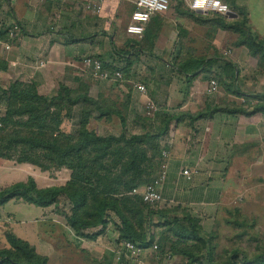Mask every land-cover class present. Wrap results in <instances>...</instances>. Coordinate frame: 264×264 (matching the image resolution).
Listing matches in <instances>:
<instances>
[{"label": "crops", "instance_id": "crops-1", "mask_svg": "<svg viewBox=\"0 0 264 264\" xmlns=\"http://www.w3.org/2000/svg\"><path fill=\"white\" fill-rule=\"evenodd\" d=\"M136 1L106 0L102 11L96 13L88 6V0H0V87L6 89L10 82L22 81L20 77L29 75L44 93L49 85L56 83L59 77H66L67 73L79 79L89 68L84 64L83 57L94 55L108 66L112 65L110 62L126 66L128 60L132 61L133 71L137 77L144 79L140 83L147 87L146 94L139 93L138 105L144 109L148 101L153 102L162 109L161 114H196L203 111L207 104L229 103L246 107L245 98L237 94V90L241 89V93L249 95L264 93V70L256 69L255 64L252 69L245 62L252 57L248 47L240 44L241 40L236 38L238 42L233 43V51L226 50L232 37L228 32H234L240 38V33L232 26L243 20L242 12L247 21L255 23L254 30L261 35L259 31H264V0H235L236 8L231 9L236 15L232 18L230 15L225 17L194 11L185 2L180 5L179 0H175L167 12L152 16L140 37L130 35L126 30L136 9ZM232 1L225 2L230 5ZM16 25L18 29L11 36L9 31ZM137 41H143L145 48L139 54L137 44H134ZM201 44L210 46L218 54L208 57L211 61L207 66L211 72H215L221 84L216 97L207 91L208 75L196 63L205 58L201 55ZM180 66L186 70H181ZM114 69L120 70L113 66ZM248 71L257 77V81L251 86L245 85L244 90L237 83L240 77L248 76ZM224 74L229 78L225 86L221 83ZM167 75L173 79L169 78L171 80L164 84L163 79ZM159 80L162 83H158ZM251 102L256 103L257 100ZM174 131L176 139L170 145L169 175L161 188L162 197L167 204L189 208L203 226H214L219 206L230 202L225 200L226 196L242 194L241 190L246 189L243 183V187L238 183L229 187L226 174L233 164L239 159L258 155L257 161L251 165L259 166L257 170L264 168V112L251 116L217 112L194 122L185 115ZM184 169L198 173L188 180L182 173ZM10 185L12 183L7 182L2 188ZM247 194L243 205L248 208L259 205L261 210L254 216L251 211L255 210L250 208L249 217L243 214V219L248 222L260 220L264 226V206H261L264 199L255 196L254 190H248ZM13 201V207L7 208ZM52 207L54 205L38 207L16 199L1 206L0 248L8 246L5 233L11 230L25 241L47 245L49 250L56 246L80 256L87 253L88 238L77 235L68 225L66 217L52 211ZM210 220V223L206 222ZM228 222L232 224L233 221ZM40 229L42 233L44 230L52 233L48 234L47 242L38 239ZM255 233L258 239L251 240L250 251L249 247L240 249L244 256H248V264H264V242L260 239H264V228L261 231L257 229ZM70 235L81 240L79 243L82 245L71 241ZM33 243L30 244L35 247ZM234 247L236 245L231 249L233 253L242 252H235ZM38 250L39 247L36 248L39 253ZM142 257L149 264L187 261L181 255L168 251L160 254L151 248H147Z\"/></svg>", "mask_w": 264, "mask_h": 264}, {"label": "trees", "instance_id": "trees-1", "mask_svg": "<svg viewBox=\"0 0 264 264\" xmlns=\"http://www.w3.org/2000/svg\"><path fill=\"white\" fill-rule=\"evenodd\" d=\"M183 3L182 0H179L180 5ZM230 6L233 9L236 8L235 0L232 1ZM241 15L244 16V18L241 17L243 20L232 26L240 33V44L246 45L252 56L260 58L261 62H264V41L247 28L245 13L242 12ZM134 44H137L136 51L138 54L145 49L143 41H137ZM209 60L211 61V59L203 58L196 63L201 67L206 64L205 67L209 69L207 67L210 64ZM132 63L128 60L126 68H130ZM103 65L105 68L113 70V67L105 63ZM179 68L186 70L182 66ZM120 71L124 74L122 70ZM213 78L218 80L217 77ZM77 81L82 82L81 78ZM85 87L83 92H78L65 85L61 86L53 95L42 93L36 81L24 83L21 80H15L10 82L6 89L0 87V98L7 101L6 116L3 119L5 126L0 129L2 133H5L0 136V143H5V149H20L19 163H28L43 169L48 168L49 163L67 166L71 170L70 179L63 186L40 188L35 179L29 177L27 181H20L0 189V207L16 199L46 208L57 205L59 198L65 196L71 203V214L66 215V220L77 235L97 239L103 231L89 234L85 233L86 230L101 225L106 226L109 213L113 212L119 217V223H116L119 230L118 243L123 240L139 241L141 243L138 244L145 248L152 247L155 244L154 238L156 237L155 230H148L147 233L151 234V238H148V240L147 233L142 232L145 225L144 210L149 204L143 200V196L124 195L125 192H130L146 182V179L143 180L142 176L146 173L145 163L149 161V156L146 150L139 152L143 144H148L150 149L154 150L155 156L159 151L157 140L168 132L172 121H176V124H178L185 115H188L194 122L208 118L217 112L237 113L247 116L264 112L263 96L244 94L237 90V94L245 98V103L257 100L252 107L253 110L249 111L244 106L237 107L229 103L215 106L207 104L203 111L196 114L165 113V116L168 117L165 120L163 130L161 129L156 133L148 131L143 135H135L128 134L123 130L119 136L108 135L102 137L96 131L89 130L87 127L89 107H92V110L99 111V117L104 119L118 116L123 128H125L126 117L119 108L106 107V105L100 104L98 100L91 98ZM127 100L129 101L128 98ZM79 104H82L81 114L83 115L79 136H65L61 131L65 117L69 116L70 112ZM61 106L67 109V113L64 115H62ZM16 117H28L26 121L21 122V126L24 125L29 128V135L18 139L12 136L5 138L10 124H15L14 119ZM154 156L151 160H154ZM125 178L129 180L126 181ZM154 207L160 208V205ZM162 211L161 209L158 213L165 214ZM178 211L183 213L182 218L174 216L166 223V225H171L169 231L173 233V236L171 233L170 237L172 239L174 236L176 237V240L167 248L173 254L187 258V264H193L197 261L196 257L198 255L195 249L199 250L204 247L208 239L203 233L201 221L198 217L193 216L191 211L187 210V207L175 205L173 212L178 213ZM149 213L152 214L151 211ZM135 216L137 219L134 222L133 218L135 219ZM148 222L150 221L148 220ZM175 224L180 228H173ZM138 227L141 228V232ZM5 236L8 246L0 248V264H49L47 256L39 254L33 245L19 238L13 231L7 230ZM165 243L164 240L163 244L158 245L160 254L166 250V248L163 250L164 247H162ZM196 244L201 247H196ZM123 261L124 264L130 263L122 259L121 262ZM251 264H258V262Z\"/></svg>", "mask_w": 264, "mask_h": 264}, {"label": "rangeland", "instance_id": "rangeland-1", "mask_svg": "<svg viewBox=\"0 0 264 264\" xmlns=\"http://www.w3.org/2000/svg\"><path fill=\"white\" fill-rule=\"evenodd\" d=\"M172 3H175V0H171V5ZM229 15H230L229 17L232 18L233 15H236V12L232 9ZM254 27H256L255 23L252 24L250 20H248L247 28H249L251 32L256 33ZM262 31L263 30L259 31L262 36L258 35L257 33L256 34L264 41ZM228 33L232 37L230 39V42L227 44L226 50L233 51V48H231L234 46L233 43L238 42L236 38L238 39L240 38L234 32H228ZM205 48H207L206 51ZM201 49L203 50L201 55L202 57H205V59H209L208 57H214L215 55H218L210 49V46L202 45ZM252 57L249 58V61L247 60L245 61L247 66L253 69V65L255 64L257 65L256 69L264 70V62H261L260 58L254 57L252 59ZM110 64H112L116 69L119 68L120 70L123 71L124 74L122 81L119 80L117 82H111V81L98 80L92 76L90 68H87V70L83 73V75L80 76L82 81L81 83H79L75 78H72L73 75L72 73H67L65 74L66 77H59L56 83H52L51 85H49V87L45 89L46 92H44V94L53 95L58 91V89L61 86H65V85L75 91L83 92L84 87L86 86L85 88L87 89L88 95L91 98L98 100L100 104L106 105V107L114 106L119 108V110H121L126 117L125 128H123L118 116L115 115L113 117H110L109 119L107 118L104 119L99 117L100 115L99 111H97L96 109L92 110V107H89L88 109L89 119L87 121V127L89 128V130L96 131L102 137L108 135L119 136L123 130H125L128 134H135V135H143L145 134V132L148 131L156 133L161 129L163 130L165 120L168 116L167 115L165 116V114H161V115H156L155 118L152 119L146 115L145 107L144 109H141V107L138 105L139 92H137V88L135 85L138 82H142V80L144 81V79L143 78L140 79L139 77H137L138 75L133 71L134 69L132 66L130 68L129 67L126 68V66L118 65L116 63L114 64L113 62H110ZM112 65H110V67H113ZM205 66L206 64L203 66V69L206 70L207 68ZM206 74L208 75L209 80L213 77H217L215 72H211V69H207ZM247 74L248 76L245 78L240 77L241 80H239V82L237 83V85L239 84L238 87L240 88V85H242L244 90H246V88L244 87L245 85L251 86V84L255 83V80L257 81V77H253L251 71H248ZM169 78L171 77H169L168 75L165 76L163 79L164 80L163 83L165 84V82H167L168 80L173 79V77L171 79ZM20 79H22V82L24 83L35 81L34 78L30 77L29 75H25L22 78L20 77ZM227 80H229V78H227V75L222 77L221 78L222 85L225 86L226 84H228L229 81ZM158 83H162L161 80H159ZM230 84H232V82ZM219 85L221 84H219L218 82V86ZM216 92L213 93V95L211 96L216 97L217 94ZM255 95L264 97V93L255 94ZM127 98L129 99V101L127 100ZM6 102H7L6 99L0 98V122H1L0 129L4 128L5 126L3 119L6 116V105H7ZM133 102L134 104L131 107V103ZM251 103H252L251 101L244 103V105H246L245 108H247L249 111H251L250 109H252L253 105L256 104V103H252V104ZM129 104L130 106L128 107ZM223 104H227V103H223ZM61 108H62V115L66 114L67 113L66 107L61 106ZM81 111H82V104L81 105L79 104L70 112L69 116L65 117L61 129L62 134H64L65 136H72V137L79 136V129L81 128V123L83 122V115L81 114ZM27 118L28 117H23V118L16 117L14 119L15 124H10L9 130L7 131L5 138L12 136L18 139L29 135V130H28L29 128L25 127L24 125L21 126V124L24 121H26ZM176 125H177L176 121H172V123L169 126L168 132L165 135H162L159 138V140H157L159 143V151L155 154V156H154V150L150 149V146L148 144L146 143L143 144L139 152L141 153L142 150H146L149 156V161L145 163L146 173L145 175L143 174L142 176V179L143 180L146 179V182L139 185L137 188L131 190L130 192H125L124 195L128 194L129 196H134V195H138L139 197L143 196L145 187L148 184V182L153 180L161 170L162 163L164 162L163 151L170 150V145L173 139L174 138L176 139L175 136L176 131H174ZM33 131L35 132L34 129ZM3 134L5 133H2L0 131V136ZM20 154H21L20 149H16V150L5 149V143H0V189H3L2 188L3 185H5L7 182L13 184L14 182L17 183V181L22 179H25L27 181L29 177H32L34 179L37 178V181L36 179L35 181L38 187L40 188L50 187L54 185L63 186V184L65 185L66 184L65 182H67L70 179L69 176L71 174V170L67 166H58L56 164L52 165L48 163L49 167L43 169L36 165H32L28 163H19L18 156ZM153 156H154V160H151ZM257 157L258 155L248 156L246 157V159L243 158L245 162L242 159H239L237 162L233 164V166L229 169V172L226 174L227 176L226 180L229 179L228 182L230 188L233 186V184L238 183L237 185L239 186H242L244 184L246 186V189L244 188V190H241L243 191L242 194L231 193V195L226 196L225 200L230 202H225L223 206L221 205L219 206L217 210L218 212L215 215L217 216L215 217V219L217 220L215 221L214 226H210L209 224L203 226L201 222L203 233L206 235L205 237L208 239V242H206V245L204 247H201L200 245L196 244V247L198 246L201 248L199 250L195 249L198 255L196 257L197 261L193 264H233V261H235L234 262L235 264H248L249 258L248 256L243 255V251L241 249L249 247V245H251L250 243L251 240L257 238L258 235H256L255 233L257 232V229L261 231L262 228H264L260 220H257V222L256 221L248 222L244 220L242 217L243 214L247 218L249 217L248 214L250 213V208L255 210V212L251 211L254 214V216H257L261 210V207L259 205H257L256 207L250 205L249 206L250 208H248L247 206L245 207V205H243L244 204L243 202H245L246 197H248L247 194L248 190L251 191L254 190L255 196L258 195L259 198L262 197L264 199V168L257 170L256 168H259V166L253 167L251 165L253 162L257 161ZM125 180L128 181L129 179L125 178ZM13 205H14V201L10 202L7 205V208L10 209L13 207ZM261 206H264V204H262ZM173 208L175 209V205L164 203L160 205V208L154 206L152 207L148 205L147 208L144 210L145 225L144 228L142 229V232L147 233L149 229L150 231L155 230L156 237L154 238V243H157L158 245L163 244L165 240L166 243L165 245L162 246L164 247L163 250L166 248L164 252L166 251L171 252V250L167 247H170L171 243H173V241L176 240L175 236L173 237V239L170 237L172 233L171 231H169L171 225L170 224L166 225L167 220H171L174 216H178L181 218L183 216V213H181L180 211H178V213H174ZM161 209L165 212V214L161 212L158 213ZM51 210L56 211L64 218L66 217V215L71 214V203L65 196H62L61 198H59V203L57 205H54V207H52ZM187 210H189V208H187ZM149 211H151L152 214H150ZM136 219L137 217L135 216V219L133 218L134 222ZM107 220L108 223L106 226L101 225L100 227L88 228L86 230V232H89V234H94L100 231H103V233H101V235L96 240H91L90 238H88L89 244H87V248H86L87 253L81 254L82 257L80 256V254L77 255V253L72 254L71 252L63 251V248L60 247L52 246L53 250H49V248L46 247L47 245L44 246L43 244H40V242L38 244H36L37 242L36 243L30 241L29 242L31 244L32 243L35 244L36 246L38 245L37 247H39L38 250L39 254L42 255L44 254L45 256H48L50 260L48 261V263L50 262L49 264H77V263L78 264H124V261L120 262L116 260V256L114 253V251L120 248V246H118V241H117L119 230L116 227V223L117 224L119 223V217H117L113 212H110ZM148 220L150 222H148ZM228 220H232L233 221L232 224H230L231 222H228ZM206 222L210 223L211 220ZM173 228L178 229L180 227H178V225L175 224V227ZM204 228H206V230ZM138 230L141 232L140 227H138ZM60 232L61 231H59L58 233L60 234ZM68 232H72V231L69 230ZM50 233L51 232H46L45 230L42 233L40 229L39 232L40 235L38 239H43V242L45 241L47 242V240H49L48 234ZM71 235H70L71 241L72 240L74 242L76 241L75 243L81 246L82 244L79 243V241L81 240L76 239L74 235L73 236ZM51 237L53 238V235ZM148 238H151V234L149 235L147 233V240ZM260 239L262 240L263 243L264 239H262V237H260ZM135 242L141 243L139 241H135ZM244 242L246 246H244L245 245ZM232 244L236 245V247H234V249L236 248L235 252H239V251L242 252H239L237 254L233 253L231 249L235 245L232 246ZM1 246L2 245L0 243V247ZM249 251H250V247H249ZM171 253L173 254V252ZM181 257L183 256L181 255ZM185 259L187 260V258ZM128 262H130L129 264H133L131 261ZM187 263L188 262L185 261L183 263H178V264H187Z\"/></svg>", "mask_w": 264, "mask_h": 264}, {"label": "built area", "instance_id": "built-area-1", "mask_svg": "<svg viewBox=\"0 0 264 264\" xmlns=\"http://www.w3.org/2000/svg\"><path fill=\"white\" fill-rule=\"evenodd\" d=\"M106 0H88V6L96 13H100L103 9V5ZM189 8L194 11H203L207 13H214L220 16H228L232 9L229 4L223 0H182ZM171 7V0H137L136 9L133 11L130 19V23L127 26V33L133 36H142L145 32L146 25L151 20L152 16L157 13L167 12ZM18 29L16 25L14 29L9 31L11 36H14V31ZM83 62L91 70V74L94 78L101 81L117 82L122 80L123 74L120 70H109L104 67L101 59L94 55H86L83 57ZM136 88L139 93L146 94L147 87L144 83L138 82ZM218 90V80L211 78L209 80V93H215ZM145 113L150 118L154 119L156 115L162 113V109L155 103L148 101L145 104ZM1 125V122H0ZM164 162L158 175L145 187L143 193V200L151 205L158 206L166 203L165 198L162 197L161 188L166 182L169 175V150L163 151ZM183 175L192 180L198 173L196 170L184 169ZM118 250L114 251L116 260L122 261V259L131 261L133 264H149L143 259V254L147 248L143 247L131 240H123L118 243ZM151 248L154 252L158 253V244H154ZM170 258V257H169Z\"/></svg>", "mask_w": 264, "mask_h": 264}, {"label": "water", "instance_id": "water-1", "mask_svg": "<svg viewBox=\"0 0 264 264\" xmlns=\"http://www.w3.org/2000/svg\"><path fill=\"white\" fill-rule=\"evenodd\" d=\"M232 15V14H231Z\"/></svg>", "mask_w": 264, "mask_h": 264}]
</instances>
